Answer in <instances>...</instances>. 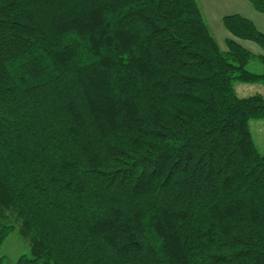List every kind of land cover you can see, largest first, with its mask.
<instances>
[{
	"label": "trees",
	"instance_id": "1",
	"mask_svg": "<svg viewBox=\"0 0 264 264\" xmlns=\"http://www.w3.org/2000/svg\"><path fill=\"white\" fill-rule=\"evenodd\" d=\"M264 14V0H248ZM197 0H0V245L14 264H264V33ZM241 41L262 49L255 55Z\"/></svg>",
	"mask_w": 264,
	"mask_h": 264
},
{
	"label": "rangeland",
	"instance_id": "2",
	"mask_svg": "<svg viewBox=\"0 0 264 264\" xmlns=\"http://www.w3.org/2000/svg\"><path fill=\"white\" fill-rule=\"evenodd\" d=\"M213 8V7H212ZM207 21L211 23L209 30L214 36L216 41L221 47H225L224 39L225 33L224 27L219 25L217 16L214 14L206 15ZM219 25V26H218ZM241 44L250 50L255 55L261 53V49L258 45L251 41H241ZM247 69L253 73L264 74V66L257 60L252 59ZM237 95L249 96L255 93H259L264 97V84L261 82L255 83H240L235 82L234 84ZM249 129L252 134L254 143L260 151L264 150V119H252L249 121ZM29 253L28 242L19 235L15 230L12 232L0 245V264H14L16 259L22 254Z\"/></svg>",
	"mask_w": 264,
	"mask_h": 264
},
{
	"label": "crops",
	"instance_id": "3",
	"mask_svg": "<svg viewBox=\"0 0 264 264\" xmlns=\"http://www.w3.org/2000/svg\"><path fill=\"white\" fill-rule=\"evenodd\" d=\"M197 3L207 26H211V23L207 21L206 15L211 16L212 14H215L217 16V21L219 20V25L223 26L222 17L224 15L237 13L250 19L255 24L257 29L264 33V14L257 12L248 0H197ZM223 33H225L226 39L229 34L226 30H224ZM223 49H225V47Z\"/></svg>",
	"mask_w": 264,
	"mask_h": 264
}]
</instances>
